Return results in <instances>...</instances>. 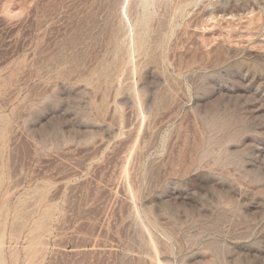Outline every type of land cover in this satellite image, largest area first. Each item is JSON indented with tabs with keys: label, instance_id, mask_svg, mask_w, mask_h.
Returning <instances> with one entry per match:
<instances>
[{
	"label": "rangeland",
	"instance_id": "374dc122",
	"mask_svg": "<svg viewBox=\"0 0 264 264\" xmlns=\"http://www.w3.org/2000/svg\"><path fill=\"white\" fill-rule=\"evenodd\" d=\"M0 264H264V0H0Z\"/></svg>",
	"mask_w": 264,
	"mask_h": 264
},
{
	"label": "bare ground",
	"instance_id": "6f19581e",
	"mask_svg": "<svg viewBox=\"0 0 264 264\" xmlns=\"http://www.w3.org/2000/svg\"><path fill=\"white\" fill-rule=\"evenodd\" d=\"M262 257V256H261Z\"/></svg>",
	"mask_w": 264,
	"mask_h": 264
}]
</instances>
